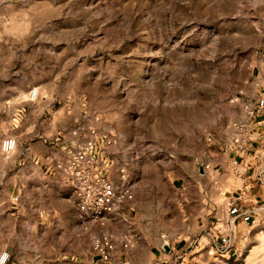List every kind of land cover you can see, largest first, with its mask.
<instances>
[{
  "label": "rangeland",
  "instance_id": "374dc122",
  "mask_svg": "<svg viewBox=\"0 0 264 264\" xmlns=\"http://www.w3.org/2000/svg\"><path fill=\"white\" fill-rule=\"evenodd\" d=\"M263 65L264 0H0V117L15 157L33 141L36 160L54 168L85 143L78 129H94L92 154L141 192L203 172L215 193L231 125L264 99ZM7 157L0 152L6 264H103L65 178ZM249 250L230 264H264V211Z\"/></svg>",
  "mask_w": 264,
  "mask_h": 264
},
{
  "label": "crops",
  "instance_id": "0c3cea01",
  "mask_svg": "<svg viewBox=\"0 0 264 264\" xmlns=\"http://www.w3.org/2000/svg\"><path fill=\"white\" fill-rule=\"evenodd\" d=\"M258 71L264 82V65L262 73L260 68ZM255 104L256 113L246 120L249 147L239 155L231 147L226 149L219 160L223 181L215 193L201 172L173 174L165 187L157 180L143 192L133 189V200L120 204L104 217V226H95L92 232L112 238L129 234L135 240L134 247L130 251L117 247L108 263L94 255L92 260L103 264H230L240 261L249 249H255V225L264 211V134L257 127L264 123V99L254 101ZM2 128L1 116L0 142L6 137ZM32 143L23 159L16 158L14 153L8 155L12 158L11 166L28 164L33 169L40 162L48 172L55 173L53 162H46L45 157L36 160ZM3 247L0 244V253Z\"/></svg>",
  "mask_w": 264,
  "mask_h": 264
},
{
  "label": "built area",
  "instance_id": "2783aa9c",
  "mask_svg": "<svg viewBox=\"0 0 264 264\" xmlns=\"http://www.w3.org/2000/svg\"><path fill=\"white\" fill-rule=\"evenodd\" d=\"M39 97L38 88H31L27 93L28 102H35ZM248 118L254 111L247 113ZM85 132V143L81 148L63 161H55L54 169L65 178L66 183L73 190L74 204L81 221L82 229L91 233L93 255L103 263H108L117 247L130 251L135 240L129 234L112 238L108 234L94 233L93 227H103L104 217L113 213L116 208L134 198L133 188L123 170L119 171L118 180H114L102 167L103 162L92 154L96 144L94 129H78ZM78 131L72 135L76 136ZM231 142L234 153L239 155L247 151L250 142V131L247 121L234 122L231 125ZM17 148L14 137L7 136L0 142L1 154L12 155ZM46 161L53 162L50 157ZM237 164V161H234ZM203 173V172H201ZM241 173L237 171V176ZM241 196L244 192H241ZM9 255L3 252L0 255V264H6Z\"/></svg>",
  "mask_w": 264,
  "mask_h": 264
},
{
  "label": "bare ground",
  "instance_id": "6f19581e",
  "mask_svg": "<svg viewBox=\"0 0 264 264\" xmlns=\"http://www.w3.org/2000/svg\"><path fill=\"white\" fill-rule=\"evenodd\" d=\"M38 92H39V90H38ZM23 97H25V96H23ZM22 98V97H21ZM22 99H24V98H22ZM3 155V154H2Z\"/></svg>",
  "mask_w": 264,
  "mask_h": 264
}]
</instances>
